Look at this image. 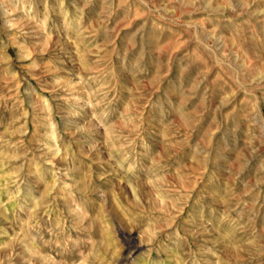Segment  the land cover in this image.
I'll use <instances>...</instances> for the list:
<instances>
[{"label": "rangeland", "instance_id": "rangeland-1", "mask_svg": "<svg viewBox=\"0 0 264 264\" xmlns=\"http://www.w3.org/2000/svg\"><path fill=\"white\" fill-rule=\"evenodd\" d=\"M0 264H264V0H0Z\"/></svg>", "mask_w": 264, "mask_h": 264}, {"label": "bare ground", "instance_id": "bare-ground-1", "mask_svg": "<svg viewBox=\"0 0 264 264\" xmlns=\"http://www.w3.org/2000/svg\"><path fill=\"white\" fill-rule=\"evenodd\" d=\"M133 250H134L133 248H130V249H129V252H132Z\"/></svg>", "mask_w": 264, "mask_h": 264}]
</instances>
